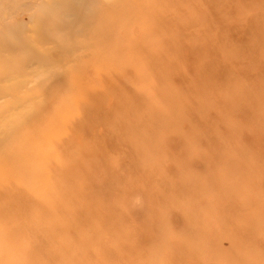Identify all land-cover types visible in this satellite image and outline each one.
<instances>
[{
    "label": "rangeland",
    "instance_id": "rangeland-1",
    "mask_svg": "<svg viewBox=\"0 0 264 264\" xmlns=\"http://www.w3.org/2000/svg\"><path fill=\"white\" fill-rule=\"evenodd\" d=\"M0 264H264V0H0Z\"/></svg>",
    "mask_w": 264,
    "mask_h": 264
}]
</instances>
